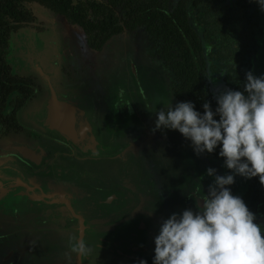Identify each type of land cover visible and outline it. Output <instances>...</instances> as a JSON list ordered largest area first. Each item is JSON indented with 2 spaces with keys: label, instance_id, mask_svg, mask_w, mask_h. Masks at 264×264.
<instances>
[{
  "label": "rangeland",
  "instance_id": "1",
  "mask_svg": "<svg viewBox=\"0 0 264 264\" xmlns=\"http://www.w3.org/2000/svg\"><path fill=\"white\" fill-rule=\"evenodd\" d=\"M32 8L36 14V25L40 26L39 31H42L25 29L14 34L8 61L13 72L25 71L36 77L41 85V93L45 97L43 106L47 99L44 84L46 81H42L36 74V67L39 65L50 77L47 68L50 58L57 66L56 74L53 76H58L60 74L58 70H62L66 73H63L64 76L60 74L59 80H71L77 85L82 82L88 84L90 100L88 96L81 99L67 96V99L76 101L75 105L84 110H87V105L90 107L91 101L99 102L102 107L104 123L101 127L105 139L102 138L99 143L104 147L103 153L107 161H104L105 165L95 162L94 171L102 177L103 175L113 177L121 172V177L126 178L131 185L138 184L143 189H150V195H156L155 212L163 215L182 214L183 210L192 209L187 206L189 198L187 202L184 201L185 196L192 186L194 189L198 186L201 192L207 193L208 186L213 182L206 173L209 167L216 169L219 175L231 174L225 171L223 162L206 158L202 154L197 156L191 141L183 137L178 130H170L155 137L152 135L154 138L151 139L149 131H153L156 112L170 104L175 105L176 101L170 93V73L157 60L154 47L146 39L142 29L123 31L109 39L99 51H94L86 46L78 27L66 23L38 5L33 4ZM28 62L32 64L36 73ZM248 64L254 75L264 74V50H259L252 56ZM204 80L215 100L220 92L227 90L214 76L207 74ZM48 81L52 84L56 96L61 98V92L54 80L49 78ZM68 87L70 93H74L71 86ZM36 118L38 125L46 127L42 118ZM77 118L76 125L84 126V130L87 131L86 143H90L88 146L92 148V134L95 139L96 135L92 132L91 117ZM146 129L149 131L145 132ZM18 166L23 167L27 173L40 169L43 173L49 169L53 173L54 170L51 168L55 167L54 163L50 162H44L40 167L30 164ZM85 166L83 170L91 168ZM210 177L214 180L213 176ZM234 179L235 183L228 187L233 195L242 197L249 178L235 175ZM259 192L256 208H259V202L264 200V185ZM36 200L38 201V198L29 196L1 201L0 213L7 216L25 214L23 210L27 208L26 202L37 203ZM252 212L256 215V222L261 223L264 228V219L259 216L257 209ZM66 228L62 232L67 231L69 234ZM53 249L47 252L50 253Z\"/></svg>",
  "mask_w": 264,
  "mask_h": 264
},
{
  "label": "trees",
  "instance_id": "2",
  "mask_svg": "<svg viewBox=\"0 0 264 264\" xmlns=\"http://www.w3.org/2000/svg\"><path fill=\"white\" fill-rule=\"evenodd\" d=\"M32 4L77 26L94 51L123 31L142 29L170 73L175 105L191 101L201 113L205 101L217 107L205 76L218 78L227 90L243 91L249 59L264 50V11L255 0H0V80H32L10 74L5 58L9 37L34 24ZM32 90L29 82L28 96ZM202 155L224 163L219 147ZM260 186L258 177L249 178L242 199L250 210Z\"/></svg>",
  "mask_w": 264,
  "mask_h": 264
},
{
  "label": "clouds",
  "instance_id": "3",
  "mask_svg": "<svg viewBox=\"0 0 264 264\" xmlns=\"http://www.w3.org/2000/svg\"><path fill=\"white\" fill-rule=\"evenodd\" d=\"M255 2L264 11V0ZM216 100L215 110L205 101L203 113L191 101L156 112L154 132L178 130L191 141L197 156L219 147V156L231 174L219 175L212 167L206 170L214 180L205 196L195 197L197 210L172 213L160 224L153 264H264V228L228 187L235 183V175L258 177L264 185V74L248 71L243 91L228 89ZM70 244L81 264L86 259L91 264L93 248L83 238L71 236ZM137 264L147 261L141 259Z\"/></svg>",
  "mask_w": 264,
  "mask_h": 264
},
{
  "label": "flooded vegetation",
  "instance_id": "4",
  "mask_svg": "<svg viewBox=\"0 0 264 264\" xmlns=\"http://www.w3.org/2000/svg\"><path fill=\"white\" fill-rule=\"evenodd\" d=\"M34 15H36L35 12ZM39 27L40 26L36 25L35 16L33 25L31 24L25 28L19 29L8 39L5 58L9 65L10 74H16L25 78L30 76L32 80H0V165L13 163L16 165L21 164L25 166V164H30L31 166L37 165V167H40L44 162H50L55 164L56 168L60 171V175L65 176L67 174L66 176H68L70 181L73 180L75 184L79 183L84 185V189L91 195H96L101 198L103 194L114 193L119 199L116 198L108 204L103 203L101 205L102 208L106 207V210H108L107 212H109V214L106 215L108 218L107 221L116 219L113 223L112 230L107 231V235L110 239H117L116 242L112 241L114 245L121 241L119 248H128L132 253L140 254L137 249L133 251L134 249L131 243V245L128 243L125 244L126 241H134L135 246L140 250L144 249L145 245L148 246L151 235L149 230H144L139 227L138 223L136 224L135 217H137V215L126 218L132 203H135L133 208L142 209L147 215L149 214L148 216L153 223H162L170 214L168 215L165 213L163 215V213L155 212L156 195H150V189H143L138 184L137 186L131 185V188L126 187L128 180L121 177V172L116 173L113 177H105L104 175L102 177L93 170V164L95 162L105 165L106 163H104V161H107L103 153L104 147L98 141L95 146L96 150H93V148L82 150L75 142H72V140H65L57 131L38 125V119L36 117L42 118L45 107L43 106L45 97L41 93V85L31 73L25 71H23L24 73L13 72L11 64L8 61V56L11 47L10 43L14 34L23 32L25 29H33L37 32H41L42 30L39 31ZM23 60L25 61V59ZM51 63L52 58L47 62V68L50 74L48 78L53 79L56 86H58L62 95L60 99L66 100L67 96H74L77 99L86 98V96H88L90 100L89 86L87 83L82 82L77 85L71 80H59V77L64 76L63 73L66 72L58 70L61 76L60 74L58 76H53L56 74L57 66ZM28 64L36 73L32 64H30V62H28ZM29 82H32L33 89L30 96H28L27 93ZM69 85L71 86V91L74 93H70ZM74 87L77 88L74 89ZM72 102H74V109L79 110L80 117H91L93 133L99 135V140H102V138L105 139L101 127L104 123V116L101 114L102 107L100 103L89 102L90 107L87 105V111L86 109L84 110L81 107H77L75 105L76 101ZM99 114L102 116L101 119ZM152 126L154 129L155 125ZM146 131L149 130L146 129L145 132ZM149 132L151 133L150 137L152 140L158 134H162L156 131ZM152 135H154V137ZM35 153H44V156L43 154L40 155L37 163L31 160L32 156L36 155ZM85 162H87V164H85ZM85 165L91 168L83 170ZM225 171L231 172V170H227L226 167ZM208 178L213 181V178L210 176H208ZM136 181H138V179ZM261 186L259 187V191ZM87 187L93 189L95 192L93 193ZM243 195L241 198H243ZM258 205L259 208H256L255 203L251 211L257 209L260 214L259 216L264 219V216L261 214L264 200L259 202ZM109 207L112 208V210H110ZM23 212L25 214L11 216L0 213V264H35L38 255L51 249L57 237L64 238L67 241V231L62 232V230L69 225L70 221H68V219H70V216L64 207H58L56 205L48 208L35 207L33 211ZM60 231L62 233H60ZM68 242H70V238H68ZM126 256L129 257L128 255ZM119 258L124 262L132 260L130 258V260L118 257V259Z\"/></svg>",
  "mask_w": 264,
  "mask_h": 264
},
{
  "label": "water",
  "instance_id": "5",
  "mask_svg": "<svg viewBox=\"0 0 264 264\" xmlns=\"http://www.w3.org/2000/svg\"><path fill=\"white\" fill-rule=\"evenodd\" d=\"M36 70V74L39 78L42 81H46L44 84L47 89V99L42 116V120L46 127L60 133L65 140H72V142H75L82 150L87 148L91 149L88 146L90 143H86L85 140L87 131L84 130V126L77 127L76 125V120L80 112L78 109H74V102L68 99L63 100L58 98L55 90L48 81V76L39 66L36 67ZM92 138L93 142L91 147L93 150H96L95 146L96 142H99V136L96 135L95 139L94 134H92ZM35 154L36 155H33L31 160L37 163L40 155L43 154L44 156V153ZM51 169L54 170L53 173H51L50 169L45 170L44 173L41 172V170L27 173L23 167L16 164L0 165V202L13 199L14 197L24 198L34 196L38 198V201L36 200L37 203H30L27 201V208L23 211L30 212L33 211L35 207L48 208L55 205L64 207L70 216V219H68L70 223L66 230H68L71 235L75 236L77 240L83 238L85 243L93 248V253L90 258L91 264H137L141 259L149 262L147 264H153V257L155 254L154 238L159 234L161 223H153L148 216L149 214L147 215L142 209L133 208L135 203H132L126 218L137 215V217H135L136 224L138 223L139 227L144 230H149L151 236L148 246L145 245L144 249L140 250L135 246L134 241H126L125 244L131 243L132 245H130L133 246V251L137 249L140 254L132 253L128 248L121 249L119 248L121 241L114 245L112 241L116 242L117 239H110L107 235V231L112 230L113 223L116 219L107 221L108 218L106 215L109 214V212H107L108 210H106V207H101L103 203L108 204L116 198L119 199V197L114 193L103 194L101 198L96 195H91L84 189V185L79 183L75 184L73 180L70 181L68 176H66L67 174L65 176L60 175V171L56 166ZM52 186L53 188H51ZM126 187L131 188V183L129 181H127ZM190 188L184 201L187 202L189 198L190 202L187 203V206L192 208V210H197V200L195 197H202L206 194L203 191L201 192L198 186L195 189L194 186ZM20 189L23 190V193H21ZM199 202L200 204L203 203L202 200ZM109 209L112 210L110 207ZM67 236L69 237V234H67ZM52 248L54 249L50 253H40L35 261L36 263H34L81 264L79 256L71 251V244L68 240L66 241L64 238L57 237L53 242ZM118 257L125 260H132L124 262L120 258L118 259ZM82 264H89V261L86 259Z\"/></svg>",
  "mask_w": 264,
  "mask_h": 264
}]
</instances>
